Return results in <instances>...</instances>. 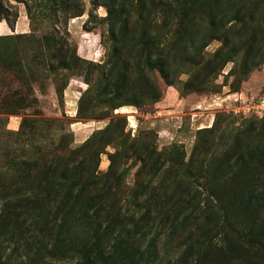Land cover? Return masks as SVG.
Here are the masks:
<instances>
[{
	"label": "rangeland",
	"instance_id": "374dc122",
	"mask_svg": "<svg viewBox=\"0 0 264 264\" xmlns=\"http://www.w3.org/2000/svg\"><path fill=\"white\" fill-rule=\"evenodd\" d=\"M149 6L150 11L156 15V22L130 29L129 35L120 43L125 46L123 57L130 60L132 77L142 85L134 92L113 94L105 91L103 78L109 62L116 54L114 36L120 38L123 31L118 26L112 29L108 14L112 16L122 11V7L131 12L142 11L143 0H0V11L4 12V17L9 21L14 22L12 29L5 19L0 20V36H10L8 41H0V46L4 48L5 56L12 61L10 67L5 66L0 70L2 89L7 93L21 95L30 102L29 106L19 108L16 113L0 114V149L5 145L10 149L16 148L17 154L26 158L30 152L44 155L51 149L59 151L61 148L59 152L69 156L70 160L85 163L80 165L83 166L84 174L97 175L101 190L107 189L113 194V198L104 200L106 206L114 202L127 214H133L135 206L145 202L147 197L151 208L167 204V208L183 205L192 209L186 217H179L184 224H190L194 217H202L208 206L222 203V200L218 202V198L211 194L210 189L214 191V188L209 185V189L201 184L208 181L204 177L206 175L212 179L218 178L221 182L227 174L228 167L221 165L219 171L216 168L223 161L218 158L213 160L207 171L204 170L210 155L216 153L222 158L226 154L225 158L231 155L234 158L241 153L242 148L264 141V133L247 128L252 122H264V112L257 115L235 111L241 104L239 97L235 100V106L225 105L224 108L213 109L212 115L208 116H215V126L197 134L196 125H192V111L195 109L192 108L193 100L188 101L190 104L187 100H178L188 95L196 97L221 93L224 87L234 92L235 88L232 87L237 85L235 80L243 63L254 64L246 79L264 77V9L252 11L253 19L248 20L247 26L243 23L250 11H241L248 12L243 21L233 22L225 33L220 18L238 12L232 0H202L197 4L191 0H152ZM201 11L212 13L213 22L205 20V14L202 15ZM189 14L194 16L186 24L183 18ZM168 17L170 22H166ZM18 23L23 24L24 28H17ZM185 29L188 31L184 37L189 41L171 47L179 35L177 31ZM15 35L22 37L15 40ZM44 36H51L53 41H36ZM143 37L151 41L145 48L151 46L153 50L157 49L158 55L168 56L160 59L155 66L146 64L139 46ZM56 49L61 57L69 61V68L58 65L59 59L54 56ZM220 50L225 56L230 53L229 60L221 69L204 76L203 72L198 71L201 64L212 61ZM181 53L186 55L184 59L177 57ZM50 56L55 57L52 62ZM70 58L74 61L71 62ZM196 60L198 63H195ZM253 73L257 74L251 76ZM169 87H173L170 91L177 93L178 99L172 95L173 92L166 95ZM251 96L255 100L264 96V86ZM164 98L167 104L176 102L173 110L184 103L183 108L180 111H169L160 103ZM81 99L85 111L80 117L71 116L72 108L78 110ZM132 102L137 107L123 105L112 110L115 105ZM23 117L36 119V129L34 132V129L24 127L23 134L15 141L12 132L19 130ZM102 117V121L97 123H94L97 119H89ZM110 119H113L110 133H120L118 129L126 122L125 131L128 132L126 135L129 140L122 144L124 137H116L105 145L95 167V161L90 157L95 147L81 145L94 130L103 128ZM131 138L138 139L137 148L129 145ZM200 141L206 147L198 150ZM147 143L158 151L171 144L178 146V157L173 158V166L166 176L160 174L148 181L146 177L137 178L136 149H143ZM1 152L0 169L3 170L5 164ZM181 163H190L188 167L195 171L192 173ZM213 169L217 170L215 178L208 173ZM222 170L224 174L221 178ZM90 189H87L84 196L92 193ZM246 189L247 181L240 180L235 189V206L249 197ZM256 196L254 206H260L259 222L264 228V188ZM0 198H5L2 190ZM157 198L160 200L156 201ZM75 214L79 215L78 211ZM138 215L139 212L135 218ZM184 224L176 226L173 232L165 229L162 233L159 227L152 230L161 232L158 248L165 259L159 264H175L172 254L178 251ZM154 234L147 233L144 240L151 239ZM193 234L198 237L201 232L194 231ZM134 238H130L129 244L134 242ZM80 239L71 236L64 242L75 244ZM9 249L8 243L0 237V264H17L22 259L25 251L23 248L17 250L18 254L11 253ZM43 254L34 264H45L44 256L50 257L48 259L51 261L56 260L49 252Z\"/></svg>",
	"mask_w": 264,
	"mask_h": 264
},
{
	"label": "trees",
	"instance_id": "16d2710c",
	"mask_svg": "<svg viewBox=\"0 0 264 264\" xmlns=\"http://www.w3.org/2000/svg\"><path fill=\"white\" fill-rule=\"evenodd\" d=\"M151 1L143 0L142 11L131 12L126 7H122V11L112 16L108 14L107 19L112 29L118 26L120 31H123V35L120 38L114 36L117 44L116 54L109 62L103 78L107 92L113 94L134 92L142 85L132 77L130 60L123 57L122 50L125 46L120 43L137 25H151L156 22L155 13L150 11ZM191 1L197 4L202 0ZM162 4L164 5V2ZM232 4L237 7L238 12L235 15H225L220 18L221 26L225 27V33L231 28L233 22L243 21L244 15L248 12L242 13L241 11H250L243 23L247 26L248 20L253 19L252 11L264 9V0H232ZM201 14L205 13L201 11ZM193 16V14L186 15L183 20L187 24ZM212 16V13H206L203 17L213 22ZM2 19H5L12 29L14 28V22L9 21L4 17V12L0 11V20ZM170 21L169 17L166 18V22ZM187 31L188 29L177 31L179 35L173 40L171 47L187 43L189 39L184 37ZM20 37L22 36L15 35L14 39L17 40ZM9 39L10 36H0V41ZM50 40L53 41L51 36L36 39L39 42ZM149 41L145 37L141 38L139 43L141 56L146 64L155 66L160 59H165L168 55H158L157 49L153 50L151 46H148L149 49L145 48L147 43L150 44ZM219 52L212 61L208 63L204 61L198 71L203 72L205 76L221 69L229 60L230 53L225 56L222 50ZM54 56L59 59V66L66 69L70 67L69 61L61 57L57 49ZM54 56H50L51 62L55 59ZM177 57L184 59L186 55L181 53ZM200 58L203 56L200 55ZM69 60L74 61L73 58ZM196 62L198 63V60ZM11 65L12 61L5 56L4 48L0 46V70ZM252 67H254L253 63H243L240 66L237 81L235 80L237 85L232 87L235 88L234 92L240 90V84L246 79ZM2 87L3 81L0 73V114L4 112L13 114L19 108L30 105L27 98L4 92ZM123 105L137 107V104L133 102L121 103L115 105L112 110L115 111ZM84 111V102L81 99L76 115L80 117ZM45 119L51 120L50 118ZM89 119L101 120L103 117ZM113 119H110L103 128L94 130L81 145V147L89 145L95 147L90 153V157H93L95 161V167L105 145L116 137H124L122 144L129 140L126 135L128 132L125 131L126 122L122 128L118 129L120 133H110ZM35 121L36 119L23 117L19 130L12 132L15 141H18L23 134L24 127H29L28 130L34 129L35 132ZM214 126L215 119L209 127L199 128L196 132L197 134L203 133ZM247 128L253 132L258 129L263 134L264 122L260 120L252 122ZM129 145L137 148L138 139L131 138ZM202 147L206 145L201 144L200 141L198 150ZM0 150L5 164V169H0V190L5 197L0 198V237L8 243L11 253H17L19 248L25 250L22 259L17 261V264L18 262L34 264L41 255H44V252H49L51 256L56 257V260H52L56 264H159L165 259L158 248L161 232L156 233L152 230L159 227L161 231L170 229V232H173L176 226L184 224L179 217H186L192 212V209L189 210L183 205L167 208V204H162L151 208L150 200L146 197L145 202L135 206L133 214H127L121 206L114 202H109L108 204L111 205L106 206L104 200L113 198V194L107 189L101 190L100 179L97 175L84 174L83 166L80 165L85 163L70 160L69 156H64L59 152L61 148L59 151L51 149L44 155L30 152L27 153L26 158L19 156L16 148L10 149L7 145ZM171 151H174V154H171ZM175 156L178 157V146L175 144L159 151L148 143L143 149H136L137 171L135 174L137 178L146 177L148 181L160 174L166 176L173 166ZM224 156L219 158L216 153L210 155L208 165L204 170L207 171V168L211 167L214 159H223L216 168L219 171L221 165L228 167L226 177L219 182L218 178L212 179L206 175L204 177L208 181L201 182L209 189V185L214 188V191L210 189L211 194L218 198V202L222 200V203L208 206L202 217H194V221L190 224H184V233L178 244V251L172 254L175 257V264H264V228L259 222L260 206H254L256 195L259 194L261 188H264V141L242 148L241 153L234 158L232 155L227 158ZM190 163H181V166L192 170L188 167ZM194 171L192 170V173ZM208 173L215 178L217 170L213 169ZM223 174L224 170L220 173L221 178ZM240 180L247 181L246 192L249 197L241 200L239 207L235 206L234 201L235 189ZM88 188H93L90 189L92 193L84 196ZM159 200V198L156 199V201ZM77 211L79 215L75 214ZM137 212L139 215L135 218ZM194 231L201 232V234L195 237ZM151 232H155L153 237L144 240L146 234ZM71 236H78L81 239L75 244L64 242ZM133 236L135 237L134 242L129 244L128 241ZM193 247H195L194 252ZM42 258L45 264L49 262L51 264V259H48L50 257Z\"/></svg>",
	"mask_w": 264,
	"mask_h": 264
},
{
	"label": "crops",
	"instance_id": "0c3cea01",
	"mask_svg": "<svg viewBox=\"0 0 264 264\" xmlns=\"http://www.w3.org/2000/svg\"><path fill=\"white\" fill-rule=\"evenodd\" d=\"M17 28H24L23 24L16 26ZM8 28V27H7ZM6 34V33H5ZM257 73H253L251 76H254ZM253 77H250L249 79H246L242 82L241 84V88L239 91L236 92H231L229 91L228 87H224L221 93H216V94H212L210 96L207 95H202V96H196L193 97V95H188L185 99L182 100H178L179 102H184V100L187 102L188 101H192L193 100V107L195 108L193 109L194 111H192V115L194 117L192 125H196V128H203V127H209L212 122H213V117H209L208 115H212L213 113V109L216 108H224L225 105L227 106H235L236 105V99L237 98H241V99H250L253 98V96L255 93H257L260 89L261 86H264V77L261 79H252ZM262 84V85H260ZM171 88L173 87H169L168 91H167V96L171 95L170 93L173 91H170ZM175 91V90H174ZM172 95L178 99L179 95L177 93H172ZM166 96V97H167ZM167 99L164 98L160 103L166 107V109H168L169 111H173L175 112L180 111V109L183 108V104H179L178 109L173 110V107L176 106V102L175 103H166ZM188 104H190L188 102ZM198 109V110H196ZM165 110V108H164ZM72 112L71 116H75L77 114V109L72 108ZM199 114H201L202 116H200ZM200 116V117H199ZM196 117V118H195ZM211 120V121H210ZM102 120H95L94 123L97 122H101ZM210 121V122H209ZM15 128V127H12ZM100 128V127H98Z\"/></svg>",
	"mask_w": 264,
	"mask_h": 264
},
{
	"label": "built area",
	"instance_id": "2783aa9c",
	"mask_svg": "<svg viewBox=\"0 0 264 264\" xmlns=\"http://www.w3.org/2000/svg\"><path fill=\"white\" fill-rule=\"evenodd\" d=\"M241 104L238 106V110L235 111H242L245 112H253L257 115H260L264 112V96L261 98L255 99H240L239 101Z\"/></svg>",
	"mask_w": 264,
	"mask_h": 264
}]
</instances>
